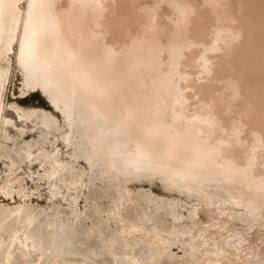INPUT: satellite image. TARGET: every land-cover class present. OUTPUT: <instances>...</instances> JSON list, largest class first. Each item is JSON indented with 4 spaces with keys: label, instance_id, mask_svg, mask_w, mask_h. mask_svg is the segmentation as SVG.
I'll return each instance as SVG.
<instances>
[{
    "label": "bare ground",
    "instance_id": "1",
    "mask_svg": "<svg viewBox=\"0 0 264 264\" xmlns=\"http://www.w3.org/2000/svg\"><path fill=\"white\" fill-rule=\"evenodd\" d=\"M15 45L27 69L102 122L111 166L188 191L242 187L260 196L234 204L264 207V0H0V61Z\"/></svg>",
    "mask_w": 264,
    "mask_h": 264
},
{
    "label": "rangeland",
    "instance_id": "2",
    "mask_svg": "<svg viewBox=\"0 0 264 264\" xmlns=\"http://www.w3.org/2000/svg\"><path fill=\"white\" fill-rule=\"evenodd\" d=\"M18 49L0 61V241L30 239L26 249L15 240L0 264H132V255L136 264H264V207L233 202L259 193L222 182L227 192L188 191L111 166L102 122L27 69ZM16 106L40 111L36 122L19 120Z\"/></svg>",
    "mask_w": 264,
    "mask_h": 264
}]
</instances>
